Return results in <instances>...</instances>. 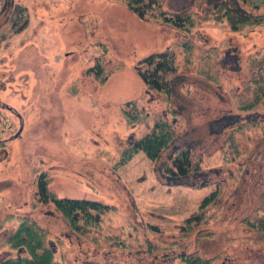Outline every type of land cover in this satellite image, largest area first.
<instances>
[{"label":"rangeland","instance_id":"374dc122","mask_svg":"<svg viewBox=\"0 0 264 264\" xmlns=\"http://www.w3.org/2000/svg\"><path fill=\"white\" fill-rule=\"evenodd\" d=\"M221 1L163 0L171 14L193 12L196 23L182 27L152 14L141 17L121 0H0V259L27 254L5 243L27 215L49 232L60 264H173L166 251L148 249L164 243L176 254L217 257L214 264H264L261 232L243 222L264 207V108L240 110L234 100L251 75L249 56L264 48V0H239L254 17L237 26L202 17ZM24 7L28 18L15 28ZM186 39L194 40L198 53L220 49V83L198 74L197 63L183 61ZM168 49L180 67L170 74L167 101L137 67ZM97 59L109 72L104 83L92 69ZM134 99L139 109L172 121L177 138L157 159L139 150L119 166L120 150L149 130L125 123L122 108L134 110L126 104ZM242 122L248 123L231 146L228 138ZM187 147L201 168L183 180L169 178L164 166L176 149ZM43 171L60 196L112 206L93 232L99 242L40 199ZM215 189L218 198L204 208L214 217L186 235L185 220ZM201 229L212 235H200ZM110 236L128 246L115 245Z\"/></svg>","mask_w":264,"mask_h":264},{"label":"trees","instance_id":"16d2710c","mask_svg":"<svg viewBox=\"0 0 264 264\" xmlns=\"http://www.w3.org/2000/svg\"><path fill=\"white\" fill-rule=\"evenodd\" d=\"M121 1L130 10L144 18L152 14L159 21L182 27H185V24L189 21L192 24L196 23L193 12L187 10L171 14L164 8L163 0ZM202 17L226 19L231 25L237 26V24L253 18L254 15L248 12L239 0H222L217 10L208 12ZM27 18V8L24 7L18 19L14 22V27H21ZM196 47V43L192 39H186L183 42V61L188 65L197 63L198 74L214 83H220L222 80L220 49L217 46H213L198 53ZM248 66L251 70L249 80L242 91L234 94L237 107L244 111L264 108V48L249 56ZM179 67L177 54L168 49L151 53L143 58L138 64L137 72L150 89L159 91L164 95L165 100L168 101L173 93L170 74L178 72ZM92 69L96 71V78L104 83L109 76V72H106L103 61L97 59L96 65ZM137 103L138 99L126 103L134 104V110L122 108L125 123L129 126L137 123L146 124L149 126V130L130 145L120 150V157L117 160L119 166L131 160L139 150H144L150 158L157 159L177 138L174 123L167 119L162 112L139 109ZM247 123L242 122L234 127V131L228 138L231 146L236 147V132L242 130V126ZM230 124L232 123H228V125ZM2 144L3 141H0V145ZM176 150L174 156H172V164L164 166V174L175 180H183L182 178L189 176L194 171H198L201 166L194 160L190 147ZM50 183L49 174L46 171L40 172L38 180L40 199L44 202H53L78 233L99 242V236L93 232L101 226L102 214L111 209L112 206L96 199L60 196L50 188ZM218 195V189L212 191L203 199L200 209L187 217L181 228L186 235H189L196 226L207 224L211 221L214 215L209 214L204 208L215 202ZM18 221L17 227L7 237L5 243L11 248L24 250L27 254L17 257H5L0 259V264H60L56 260V249L49 232L27 215L20 216ZM243 222L261 232L257 241H264V207L262 210L258 209L255 211L253 215L246 216ZM200 235L208 236L212 235V233L208 232L207 229H201ZM108 239L113 240L115 245L128 246L127 242L117 236H110ZM148 249L166 251L165 255L170 256L172 261H174L173 264H214L217 258L204 257L197 251L176 254L177 248H174L173 244L168 243L159 245V247L150 245ZM176 259H179V262H175ZM84 264L102 263L86 260Z\"/></svg>","mask_w":264,"mask_h":264}]
</instances>
